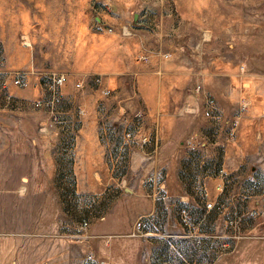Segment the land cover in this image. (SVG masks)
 Wrapping results in <instances>:
<instances>
[{"label":"rangeland","instance_id":"374dc122","mask_svg":"<svg viewBox=\"0 0 264 264\" xmlns=\"http://www.w3.org/2000/svg\"><path fill=\"white\" fill-rule=\"evenodd\" d=\"M150 1L146 27L157 36L142 45L156 56L142 49L140 66L115 77L119 88L99 75L42 73L35 57L30 70L0 72V109L11 92L23 100L0 113V264L262 257L264 124L239 128L264 109V0ZM172 47L186 52L173 57ZM66 110L99 140L110 133L113 148L50 156L33 144L32 133L66 130ZM224 145L248 150L224 155Z\"/></svg>","mask_w":264,"mask_h":264},{"label":"crops","instance_id":"0c3cea01","mask_svg":"<svg viewBox=\"0 0 264 264\" xmlns=\"http://www.w3.org/2000/svg\"><path fill=\"white\" fill-rule=\"evenodd\" d=\"M155 10V1L150 0H0V59H4L3 62L0 60V72L30 70L33 67L30 59L35 57V68L42 73L58 71L83 76L99 75L107 84L105 87L109 88L108 84L114 82V86L119 88L115 77L124 75L130 66H140L135 58L142 54V49L148 48L153 55L157 52L155 47L142 45L150 41V36L156 39L157 34L147 31L146 27L156 19ZM96 25L110 27L113 32L96 33L93 31ZM20 37L28 41L29 48L20 44ZM171 50L167 53L173 57L176 52H186L174 47ZM9 95L3 100V110L0 109V113L5 115L13 113L12 103L21 104L23 101L22 98L12 99V92ZM69 112L66 110L69 117L63 121L66 130L32 133L36 139L32 143L46 150L50 156L61 155L60 149L70 154L73 147L76 150L85 143L99 146L102 151L113 148L110 133L102 132L104 135L99 140L94 131L84 129L86 119L80 126ZM250 112L240 117L239 130H255L252 122L262 121L264 124V109L260 115ZM217 131L219 133L221 129ZM115 148L124 150L122 144ZM223 148L220 152L224 155L242 154L248 150L243 145H224ZM212 153H218L217 149ZM49 158L50 162L56 163L57 159ZM257 264H264V243L263 255Z\"/></svg>","mask_w":264,"mask_h":264},{"label":"built area","instance_id":"2783aa9c","mask_svg":"<svg viewBox=\"0 0 264 264\" xmlns=\"http://www.w3.org/2000/svg\"><path fill=\"white\" fill-rule=\"evenodd\" d=\"M96 31L97 32H111V30L110 29H106L105 27H103V26H97L96 27ZM17 82H16V85H18V86H22V85H24V82H22L20 79H18V80H16ZM63 81H64V79H63V77L61 78V79H58V80H55V84L56 85H61L62 83H63ZM98 83V82H97Z\"/></svg>","mask_w":264,"mask_h":264}]
</instances>
